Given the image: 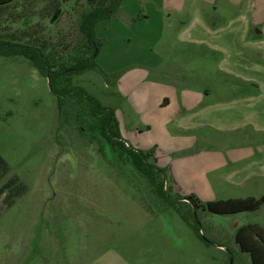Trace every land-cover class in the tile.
Segmentation results:
<instances>
[{
    "label": "rangeland",
    "instance_id": "374dc122",
    "mask_svg": "<svg viewBox=\"0 0 264 264\" xmlns=\"http://www.w3.org/2000/svg\"><path fill=\"white\" fill-rule=\"evenodd\" d=\"M101 1L14 0L0 6V37L65 54L79 14ZM96 32L98 69L73 80L114 109L172 198L264 195V0H122ZM8 180L26 189L0 194V264H248L235 232L264 226V203L200 209L202 239L128 160L60 120L29 61L0 56V187Z\"/></svg>",
    "mask_w": 264,
    "mask_h": 264
},
{
    "label": "trees",
    "instance_id": "16d2710c",
    "mask_svg": "<svg viewBox=\"0 0 264 264\" xmlns=\"http://www.w3.org/2000/svg\"><path fill=\"white\" fill-rule=\"evenodd\" d=\"M14 0H0V6ZM122 0H105L87 7L78 16L79 39L69 52L57 53L44 46L30 42L8 40L0 37V56L24 58L48 81L55 96L59 118L73 124L83 136L91 140L104 141L121 159L128 160L133 169L146 180L152 194L162 209H172L202 239L196 219V211L204 210L213 214L230 215L253 212L264 203V195L254 197L228 198L203 202L194 195L172 198L173 188L165 187V170L149 162L150 154L126 146L122 141L119 123L112 107L103 105L73 78L84 71L97 70L96 57L103 42L98 38L96 25L110 19L117 12ZM106 79L108 78L104 75ZM8 180L0 187V194L7 191L6 198L19 197L25 192ZM235 243L241 253L249 255L251 264H264V226L246 224L235 232Z\"/></svg>",
    "mask_w": 264,
    "mask_h": 264
},
{
    "label": "crops",
    "instance_id": "0c3cea01",
    "mask_svg": "<svg viewBox=\"0 0 264 264\" xmlns=\"http://www.w3.org/2000/svg\"><path fill=\"white\" fill-rule=\"evenodd\" d=\"M163 106H167V105H169V100L168 99H164V102H163V104H162ZM116 118H117V116H116ZM118 120V119H117ZM118 123H119V121H118ZM119 130H120V135H121V129H120V123H119ZM121 138H122V141L125 143V145L126 146H130V147H132L131 146V144L124 138V137H122L121 136ZM137 150V149H136ZM154 164V163H153ZM156 165V164H155ZM167 179V178H166ZM171 186V185H170ZM172 187V186H171ZM173 188V187H172ZM168 210H172V209H168ZM238 247V246H237ZM239 250V249H238ZM240 252V251H239ZM247 255L248 256V264H251V261H250V258H249V255L248 254H246V253H241L240 252V257H242L243 255ZM163 260H165V259H163ZM167 261V260H166ZM165 261H163L162 263H164ZM91 264H97V263H91Z\"/></svg>",
    "mask_w": 264,
    "mask_h": 264
}]
</instances>
